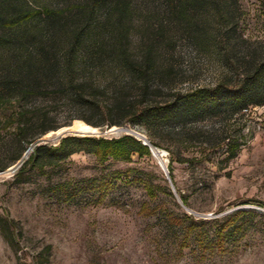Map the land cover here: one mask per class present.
Masks as SVG:
<instances>
[{
  "label": "rangeland",
  "instance_id": "374dc122",
  "mask_svg": "<svg viewBox=\"0 0 264 264\" xmlns=\"http://www.w3.org/2000/svg\"><path fill=\"white\" fill-rule=\"evenodd\" d=\"M54 1L57 8H72L66 16H82L73 5L83 0ZM150 2L147 8L136 5L125 45L134 57L143 54L145 44L159 46L163 74L153 78V92L145 98L158 108L174 91L213 87L224 79L236 83L244 55H252L254 64L264 58V0H229L236 23L229 44L221 43L225 29L212 11L196 15V29L208 32L202 41L169 21L163 7L155 6L157 0ZM105 15L104 8L99 10L97 21L102 23ZM7 34L0 28V36ZM128 94L138 96L136 89ZM57 96L45 90L23 99L26 117L49 111L50 123L59 127L48 132L74 121L87 124L72 119L80 112L65 111ZM88 125L97 131L86 136H144L165 152L166 169L151 152L104 164L80 152L39 175L30 165L22 167L30 148L11 163L19 146L10 130H2L0 166L6 167L0 170V264H264V104L232 115L219 110L197 119L179 116L151 128ZM112 128L122 130L110 132ZM48 139L45 133L37 144L59 142ZM106 174L115 186L101 197L95 180ZM145 183L157 194L150 197ZM190 224L196 227L192 232Z\"/></svg>",
  "mask_w": 264,
  "mask_h": 264
},
{
  "label": "trees",
  "instance_id": "16d2710c",
  "mask_svg": "<svg viewBox=\"0 0 264 264\" xmlns=\"http://www.w3.org/2000/svg\"><path fill=\"white\" fill-rule=\"evenodd\" d=\"M79 2L73 5L82 13L76 19L77 14L66 16L67 9L57 8L58 1L0 0V28L9 31L0 36V124L4 122L0 125V135L2 130H10L9 134L19 146L11 163L21 159L29 148L22 167L30 165L39 175H47L50 169L62 166L80 152L93 155L101 164L109 160L129 161L133 155L150 156L148 146L129 134L113 138L68 135L56 145L37 144L41 135L59 126L50 123L49 111L35 119L26 117L27 109L22 101L45 90L58 95L65 111L80 112L72 119L107 128L126 124L151 128L157 122L179 116L197 119L219 110H227L232 115L264 104V58L254 64L252 55L241 57L242 70L236 83L224 79L213 87L174 91L162 108L148 103L145 98L153 92L150 91L153 78L163 74L159 46L155 42L145 44L143 54L134 57L125 43L136 5L146 7L150 0ZM228 4L229 0H157L155 6L163 7L169 21L189 34L195 32V38L202 41L208 38V32L196 29V15L212 11L225 29L221 43L229 44L235 38L236 23H232ZM103 8L106 15L101 23L96 14ZM30 29L35 31L30 33ZM131 89L137 90V97L128 94ZM37 122L41 127H35ZM68 123L70 120L64 124ZM174 160L172 156L171 161ZM5 167L0 166V170ZM170 168L167 169L172 179ZM118 177L120 175L114 178ZM114 181L107 174L95 180L101 197L114 188ZM144 186L150 197L157 194L150 183ZM178 195L182 204L188 205L185 195ZM147 208L148 204H144L141 210ZM195 228L193 224L188 226L191 232ZM223 236V231L219 230L216 234L219 244Z\"/></svg>",
  "mask_w": 264,
  "mask_h": 264
},
{
  "label": "water",
  "instance_id": "95a60500",
  "mask_svg": "<svg viewBox=\"0 0 264 264\" xmlns=\"http://www.w3.org/2000/svg\"><path fill=\"white\" fill-rule=\"evenodd\" d=\"M88 125V124H86ZM89 126V125H88ZM64 129L61 131V133L55 135L54 137H52L51 139H48L49 141H58L59 140V137H65V136H68V135H81V136H85V135H89V134H94L95 132H78V131H72L70 129V126H66V127H63ZM122 129L121 128H117V129H113V130H110V132H116V131H121ZM135 135L138 136V140H141L143 142V144L147 145L148 148H149V151L155 155L159 152V149L151 146V144L148 142V140H146V138L140 134H137L135 133ZM31 149V148H30ZM29 150V149H28ZM28 150L26 151V153L28 152ZM158 163L160 164L161 168L163 170L166 169V166L163 165L160 161H158ZM182 203V202H181Z\"/></svg>",
  "mask_w": 264,
  "mask_h": 264
},
{
  "label": "bare ground",
  "instance_id": "6f19581e",
  "mask_svg": "<svg viewBox=\"0 0 264 264\" xmlns=\"http://www.w3.org/2000/svg\"><path fill=\"white\" fill-rule=\"evenodd\" d=\"M64 129V128H63ZM62 128L56 131H52V132H48L46 133V136L51 139L52 137H54L55 135L61 133V131L63 130ZM70 129L72 131H78V132H96L97 129L93 128L91 126H88L80 121H74L72 123V125L70 126ZM115 128H112L111 130H113ZM155 158L157 160H159L163 165L166 163V158H165V152L163 150H159V152L157 154H155ZM167 165V164H166Z\"/></svg>",
  "mask_w": 264,
  "mask_h": 264
}]
</instances>
